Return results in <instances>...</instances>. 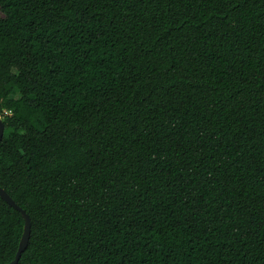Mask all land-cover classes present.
Returning <instances> with one entry per match:
<instances>
[{
    "label": "trees",
    "instance_id": "obj_1",
    "mask_svg": "<svg viewBox=\"0 0 264 264\" xmlns=\"http://www.w3.org/2000/svg\"><path fill=\"white\" fill-rule=\"evenodd\" d=\"M0 118L17 264H264V0H0Z\"/></svg>",
    "mask_w": 264,
    "mask_h": 264
},
{
    "label": "water",
    "instance_id": "obj_2",
    "mask_svg": "<svg viewBox=\"0 0 264 264\" xmlns=\"http://www.w3.org/2000/svg\"><path fill=\"white\" fill-rule=\"evenodd\" d=\"M3 132H4V124L2 119L0 118V141L2 140L3 137ZM0 197L6 201L10 206L15 208L20 212L22 217L24 218V226H23V233L20 238L19 246L16 251L15 257L8 263L6 264H17L22 252L25 250L27 247L28 241H29V234H30V218L28 214L23 210L19 205L15 203V201L9 196V194L0 187Z\"/></svg>",
    "mask_w": 264,
    "mask_h": 264
}]
</instances>
